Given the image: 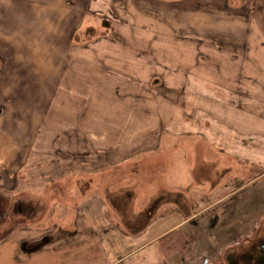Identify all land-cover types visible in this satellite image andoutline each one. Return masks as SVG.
Listing matches in <instances>:
<instances>
[{
    "label": "crops",
    "instance_id": "obj_1",
    "mask_svg": "<svg viewBox=\"0 0 264 264\" xmlns=\"http://www.w3.org/2000/svg\"><path fill=\"white\" fill-rule=\"evenodd\" d=\"M14 180L63 187L57 218L85 224L17 264H190L211 225L221 264L264 221V0H0V189ZM176 230L189 256L164 252Z\"/></svg>",
    "mask_w": 264,
    "mask_h": 264
},
{
    "label": "rangeland",
    "instance_id": "obj_2",
    "mask_svg": "<svg viewBox=\"0 0 264 264\" xmlns=\"http://www.w3.org/2000/svg\"><path fill=\"white\" fill-rule=\"evenodd\" d=\"M82 3L83 2H81V4ZM18 183L19 182L14 180L13 183L9 185L11 191L0 189V245L2 246L0 251L1 253H4L6 250L5 252L8 254V261L10 262L8 263L6 261L5 264H17L11 257L12 254L9 255V250L13 249L15 246L20 247L22 252L27 253L28 243L33 244L36 247H39V245H43L44 243H58L68 237V233H71L73 230L76 231L78 228L85 227L83 221L73 219L63 220L57 218L56 211L58 209L56 210V204L52 202L57 198L62 197V195L65 196V193L67 194L63 187L58 189L55 186L50 189V193L45 192L41 196L40 192H28V188L22 186V181L20 182V185H18ZM63 191H65V193ZM102 193H104V189H102ZM47 197L50 199L51 203L40 204L39 201L35 202L38 215H36L33 220L28 221V219L24 217L25 212L28 211V199L46 200ZM44 228L51 229L52 231L48 232L45 236L38 237L37 241L33 240V242H28V231H38L39 229ZM58 228L64 229L59 230ZM213 234L214 231L211 225L206 242L208 249L204 252V255H201V257L196 258L195 260H190V264H204L205 258L210 260V264H220L216 261L217 253L214 252L211 245ZM243 239L244 240L236 247H232L223 252V254L225 253V259L221 264H253L261 253V244L264 243V221L254 236H246ZM98 253V255H103L101 252Z\"/></svg>",
    "mask_w": 264,
    "mask_h": 264
},
{
    "label": "trees",
    "instance_id": "obj_3",
    "mask_svg": "<svg viewBox=\"0 0 264 264\" xmlns=\"http://www.w3.org/2000/svg\"><path fill=\"white\" fill-rule=\"evenodd\" d=\"M161 245L166 255L180 253L183 256H189L190 238L188 234L180 230L173 231L169 235L164 236L161 239ZM32 248L28 244L27 250H32Z\"/></svg>",
    "mask_w": 264,
    "mask_h": 264
},
{
    "label": "flooded vegetation",
    "instance_id": "obj_4",
    "mask_svg": "<svg viewBox=\"0 0 264 264\" xmlns=\"http://www.w3.org/2000/svg\"><path fill=\"white\" fill-rule=\"evenodd\" d=\"M261 253L259 254L258 258L256 261L253 262V264H264V243L261 244Z\"/></svg>",
    "mask_w": 264,
    "mask_h": 264
},
{
    "label": "built area",
    "instance_id": "obj_5",
    "mask_svg": "<svg viewBox=\"0 0 264 264\" xmlns=\"http://www.w3.org/2000/svg\"><path fill=\"white\" fill-rule=\"evenodd\" d=\"M209 262H210V261H209L208 259L205 260V263H206V264H209Z\"/></svg>",
    "mask_w": 264,
    "mask_h": 264
}]
</instances>
